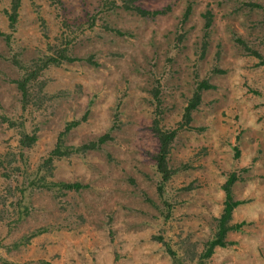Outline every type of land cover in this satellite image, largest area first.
<instances>
[{"label":"rangeland","instance_id":"rangeland-1","mask_svg":"<svg viewBox=\"0 0 264 264\" xmlns=\"http://www.w3.org/2000/svg\"><path fill=\"white\" fill-rule=\"evenodd\" d=\"M59 1L20 0L12 49L0 36V117L23 119L24 130L36 126L37 136L21 153L18 127L0 118V195L15 190L7 203H17L16 188L28 184L25 177L71 119L80 123L65 144L86 143L110 128L111 138L99 150L54 161L52 174L45 175L48 181L77 182L80 190L60 194L33 187L27 216L8 231L2 217L0 264H194L213 234L222 210L220 185L232 170H240L233 197L244 202L231 222L243 224L226 234L231 244L215 247L206 264H264V66L247 50L264 59V0L131 2L163 10L147 16L122 7L124 0ZM8 4L0 0L2 32ZM205 13L211 17L207 28ZM66 39L73 41L69 53L80 60L50 66L44 75L49 86L66 92L23 109L11 82L18 72L6 58L50 56ZM155 78L162 84L158 103L151 92ZM200 80L212 88L201 92L190 129L178 131L171 143L168 159L176 172L160 197L152 119L176 127ZM35 229L42 233L20 239Z\"/></svg>","mask_w":264,"mask_h":264},{"label":"trees","instance_id":"trees-1","mask_svg":"<svg viewBox=\"0 0 264 264\" xmlns=\"http://www.w3.org/2000/svg\"><path fill=\"white\" fill-rule=\"evenodd\" d=\"M102 3H105L107 0H102ZM134 0H124L122 2V7L125 9L134 11L135 13L141 16H147L151 14L163 13V10H155V11H147L138 6L133 5L131 2ZM109 4H113V1H108ZM52 5L60 4L59 0H50ZM106 4V3H105ZM108 4V5H109ZM107 5V6H108ZM20 7V0H9L8 8L4 10L6 15L7 22V31H0V36L4 37V40L7 46L11 48L10 43V34L14 31L17 22L18 10ZM190 6L188 5L183 13V19L185 20L189 15ZM205 22L204 28H207L211 23V17L208 13L204 15ZM181 19V21H183ZM93 22L91 18L89 19L87 28H92ZM85 28V27H84ZM110 29V28H109ZM111 30V29H110ZM114 31L120 35L122 32L114 29ZM180 40L181 37H178ZM206 38L203 36V39ZM61 42V41H60ZM73 45V41L70 39H66L62 43H59L56 46L51 48V55L49 56H40L38 55L34 59L29 60L28 62L19 60L17 55H13L10 58H6L10 60L12 65L15 66V69L18 72L16 78L11 79V82L15 84V87L20 93V104L24 109L29 104L33 105V107H41L45 103H49L55 98L61 96L60 92H66L59 87L49 86V80L44 79V75L48 72L50 66H54L55 68L60 67L64 62H74L79 61L80 58L74 57L69 53V50ZM204 45L202 44V49L200 52H203ZM248 52L255 57H257L260 61L259 64L264 66V59L261 55L253 49L247 48ZM87 61L95 64L92 61V56H88ZM155 85L151 88L152 96L154 97L155 102H159V95L162 89V84L155 78ZM212 88V86L206 80H200L196 83L195 89L192 93V96L187 100L186 105L182 111V120L177 122L176 127L174 128H165L160 124V119L158 116L153 117L152 125L150 127L152 131V135L155 138L156 142V150L153 152L151 158L154 161V166L157 175L159 176L156 184V188L159 191V196L163 197L166 192L167 183L170 181L173 174L176 172L175 167H172L169 163L168 154L171 148V143L176 136L177 132L181 129H190L188 126L191 119V112L196 108L199 103L200 95L203 90H207ZM118 104H116L115 108H118ZM51 104H48L49 107ZM32 108V106H30ZM155 111H159V109H155ZM85 111L82 117L86 114ZM23 116V115H22ZM20 116L19 118H21ZM117 112L114 114V118H116ZM3 121L7 122L8 127H18V145H16L17 149H20V152H24V150L31 148L36 139V126L32 127L30 132L24 130L23 122L21 120L15 121L13 119L8 118L5 115H2ZM80 123L78 119H71L70 121L64 123L62 129L58 131L56 135V139L53 143L52 148L47 152L46 156L42 160V163L38 165L36 169L33 170L31 174L26 176V180L28 184L26 186H21L16 188L19 194V199L17 203H11L8 201V196H13L14 191H7L3 196V203H5V207L0 208V220L3 218H8L6 222L9 226L7 231L13 227V225L17 224L19 220L27 216L28 211V198L30 194L34 191L33 187L36 189H45V190H57L60 194H64L66 191H78L82 188V185L77 182H53L45 179V175H51L53 170V162L59 159H63L71 154H80L83 155L86 152L99 150L101 146L111 138L110 131L111 128L108 129L104 134L98 136L94 140H90L86 143L80 145H68L65 144V138L68 132L74 128L76 125ZM192 128V127H191ZM239 155L237 146L235 147V157ZM1 158V157H0ZM1 163V160H0ZM188 163L181 164V168H185ZM240 171V170H239ZM239 171L232 170L230 171L224 182L220 185V188L223 191V200H222V210L218 217L215 218L214 231L212 236L204 242V250L198 253V257L196 259V263L194 264H206V260L210 258L211 254L215 247H226L231 244L230 241L226 240V234L229 231L238 230L241 227L242 222L240 223H232V212L233 210L244 201L234 199L232 194L233 184L240 179ZM191 187H187L186 189H190ZM15 202V201H14ZM0 203V206L3 204ZM4 205V204H3ZM17 221V222H16ZM1 223V222H0ZM4 223H2L3 226ZM42 233V229H35L29 233L22 234L20 239L27 240L32 239L36 236H39ZM18 242V241H17ZM17 242L15 244H17ZM171 256H174V253H170ZM191 263L192 261L189 260ZM189 262L187 264H189ZM23 264H26L25 262ZM28 264V263H27Z\"/></svg>","mask_w":264,"mask_h":264}]
</instances>
